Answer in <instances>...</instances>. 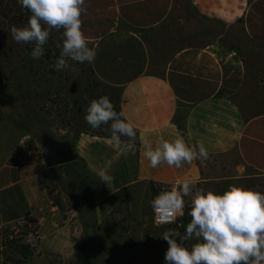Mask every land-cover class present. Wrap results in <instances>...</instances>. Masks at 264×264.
Returning <instances> with one entry per match:
<instances>
[{
    "label": "crops",
    "instance_id": "crops-1",
    "mask_svg": "<svg viewBox=\"0 0 264 264\" xmlns=\"http://www.w3.org/2000/svg\"><path fill=\"white\" fill-rule=\"evenodd\" d=\"M189 3L197 17L214 27H241L250 41L264 45V0ZM84 7L82 31L96 51L92 69L100 81L118 89L120 112L137 132L136 149L128 153L108 139L78 141L79 159L100 184L95 188L99 205L116 204L136 181L174 186L199 180L203 158L179 168H152L143 155L145 141L155 148L161 139L183 137L188 146L203 144L220 165L237 163L264 181L263 55L234 50L223 60L211 46L173 49L166 42L164 53L159 52L158 41H187L184 9L177 0H85ZM37 161V153L24 143L0 166V264H10L2 255L4 227L25 219L38 227V254L62 253L44 246L46 235L55 239L60 230L55 233L54 216H47L43 182L34 184L38 177L30 168ZM104 167L111 183L99 181L97 170ZM51 210L56 214V207Z\"/></svg>",
    "mask_w": 264,
    "mask_h": 264
},
{
    "label": "rangeland",
    "instance_id": "rangeland-1",
    "mask_svg": "<svg viewBox=\"0 0 264 264\" xmlns=\"http://www.w3.org/2000/svg\"><path fill=\"white\" fill-rule=\"evenodd\" d=\"M177 2L184 9V39L187 41H158L159 52L164 53V45L168 44L173 49L211 46L223 60L234 50L237 54L249 51L264 56V45L250 41L241 27L216 28L191 11L189 0ZM8 6L9 18L0 12V166L24 143H29L31 150L37 153L38 161L30 168L38 177L34 184L43 182L47 216H54L55 233L60 230V237L52 240H47V234L44 246L62 251L61 254L37 252L27 264H164L168 245L161 238L163 232L176 229L183 234L186 225L157 226L151 200L153 190L167 191L179 184L160 186L140 180L128 187L116 204L110 207L107 203L98 204L95 188L100 184L87 174L86 164L77 153L81 148L77 145L80 139L109 140L111 122L92 129L84 116L90 102L104 95L110 97L115 110L119 91L96 77L92 63L69 61L68 69H53L61 51L56 45L62 42V29L53 30L44 46V55L39 60L32 59L33 45L17 43L10 34L13 25L18 28L27 25L30 13L20 5L9 2ZM181 32L179 30V35ZM74 83L77 92L72 94ZM45 137L70 146L75 161L69 167L47 168ZM127 139L122 137L124 143ZM136 140L137 136L135 145ZM198 164L200 178L192 182V194L199 189L222 193L229 185L264 192L261 177L237 163L231 168L207 157ZM131 165H135L133 159ZM192 194L185 198V214L190 210ZM52 207H56L54 215ZM38 234L40 236L39 231ZM38 245L39 242L36 248Z\"/></svg>",
    "mask_w": 264,
    "mask_h": 264
},
{
    "label": "clouds",
    "instance_id": "clouds-1",
    "mask_svg": "<svg viewBox=\"0 0 264 264\" xmlns=\"http://www.w3.org/2000/svg\"><path fill=\"white\" fill-rule=\"evenodd\" d=\"M17 3L30 16L26 26L13 25L10 34L17 43L33 45L32 59L39 60L51 32L62 29V42L56 45L61 51L53 64L55 71L68 69L69 61L84 64L95 60L96 51L89 47L81 27L85 0H17ZM84 120L92 129L111 122L108 142L116 148L123 146L125 153L135 151L137 132L123 112L114 110L109 96L92 100ZM122 137L128 138L127 143ZM143 155L152 168L161 164L179 168L182 162L207 159L208 152L203 144L191 147L183 137H177L171 142L161 139L155 148L145 141ZM96 174L100 182L108 184L113 180L108 167L98 169ZM192 189V181L186 179L156 195L151 200L156 222L171 224L182 217L185 198L192 194ZM188 215L191 219L183 234L176 229L162 234L168 245L164 264H264V192L238 185H229L222 193L199 189L192 194Z\"/></svg>",
    "mask_w": 264,
    "mask_h": 264
},
{
    "label": "trees",
    "instance_id": "trees-1",
    "mask_svg": "<svg viewBox=\"0 0 264 264\" xmlns=\"http://www.w3.org/2000/svg\"><path fill=\"white\" fill-rule=\"evenodd\" d=\"M10 4L18 5L17 0H0V12L1 14L9 18V13L11 12L8 8ZM190 5V3H189ZM193 12V10L191 9ZM206 22V21H205ZM115 111L120 113L119 109V96L117 98V103L115 105ZM72 163L59 166L69 167ZM161 190H153V198L158 195ZM190 222V217L186 213L177 224L183 223L187 225ZM176 224V225H177ZM31 232H38V227L36 225H31L28 219L23 220L22 222H17L14 224L7 225L3 230V239H2V255L6 262L10 264H27L29 260L37 254V248L32 247L23 243L22 236H25Z\"/></svg>",
    "mask_w": 264,
    "mask_h": 264
},
{
    "label": "water",
    "instance_id": "water-1",
    "mask_svg": "<svg viewBox=\"0 0 264 264\" xmlns=\"http://www.w3.org/2000/svg\"><path fill=\"white\" fill-rule=\"evenodd\" d=\"M70 92L75 94L77 92V85L74 83ZM44 160L47 168H54L75 161L73 150L70 146L57 144L49 138H44Z\"/></svg>",
    "mask_w": 264,
    "mask_h": 264
},
{
    "label": "built area",
    "instance_id": "built-area-1",
    "mask_svg": "<svg viewBox=\"0 0 264 264\" xmlns=\"http://www.w3.org/2000/svg\"><path fill=\"white\" fill-rule=\"evenodd\" d=\"M184 214H185V210H184ZM184 216V215H183ZM182 216V217H183ZM182 217H177V220L175 223H171V224H159L156 222L155 220V216H154V213H153V220H154V223L157 225V226H172V225H176L178 223V221L182 218ZM22 239H23V243L27 244V245H30L32 247H36L38 242H39V239H40V236L38 234V232H31L25 236H22Z\"/></svg>",
    "mask_w": 264,
    "mask_h": 264
}]
</instances>
